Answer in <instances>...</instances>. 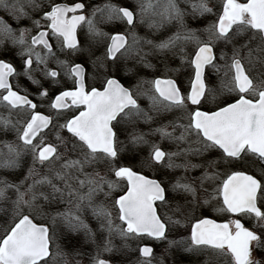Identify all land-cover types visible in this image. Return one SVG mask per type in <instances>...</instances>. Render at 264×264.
Here are the masks:
<instances>
[{
  "label": "snow or ice",
  "instance_id": "6c2138e0",
  "mask_svg": "<svg viewBox=\"0 0 264 264\" xmlns=\"http://www.w3.org/2000/svg\"><path fill=\"white\" fill-rule=\"evenodd\" d=\"M185 2L194 17L215 15L216 20L203 30L188 27L184 20L188 13L181 8V0H134L130 5L104 0L94 6L82 0L71 4L51 0L47 6L27 0L29 7L42 13L43 24L41 20L32 21L35 35L29 29H13L0 18V48L8 51L5 45L10 42L13 48H19L23 62V70L17 72L12 63L0 59V107L8 112V116H0V133L14 132L21 142H3L7 153L0 151V169L19 168L25 154L32 159L28 175L18 183L0 178V205H7L0 207V213L10 216V223L0 235V264H55L61 257L64 264H69L63 249L72 245L79 233L96 245L91 264H114L101 254L120 252L114 243L117 237L122 248L129 247V240L167 239V224L178 225L181 221L172 217L165 220L158 214V207L167 206L177 195L183 204L177 203L175 212L191 217L195 223L190 224L187 238L169 240L170 248L182 247L192 254L212 251L229 257L231 264H264V178L257 179L246 171L259 167L264 173V0H224L222 12L214 11L210 0ZM0 8L17 21L27 15L20 0H0ZM115 22L124 24L127 31L109 34L99 27ZM173 23L179 26L177 30L159 43L135 32L138 24L159 31ZM81 26L87 27L90 37L105 41L103 59L111 65L105 69L100 87L89 89L84 64L71 59L84 51L77 35ZM52 38L57 42L55 46L49 42ZM144 45L166 59L171 53L181 65L192 69L188 91L182 92L171 78L145 81L139 77L135 64L152 67L146 61L151 52H145ZM188 45H194L191 52L185 51ZM224 49H229L231 55ZM58 52L66 59L60 60ZM122 58L135 64L122 66ZM50 60H56L64 76L73 81L70 90H62L51 99L50 109L56 117L78 110V114L56 125L70 134L64 141L57 132L63 152L58 145L45 143L41 135L53 124V116L36 111L38 105L29 94L25 91L21 95L9 81L10 77L24 76L43 88L33 75L40 72L55 83L60 73L49 68ZM93 66H97L96 61ZM248 66L256 68L255 76ZM99 67L104 68V64L101 62ZM221 68L226 69L224 76L228 79H221L217 90L209 86L206 70L219 73ZM120 71L135 77V83L125 86L114 78L113 72ZM170 71L178 72L180 68ZM145 84L150 85L147 90ZM225 93H235L236 98L217 102L218 96ZM40 95L47 97V90ZM140 96L150 101L148 110L138 103ZM209 102L215 104V110H202ZM13 112H27L28 118L14 121ZM150 112L176 114L167 124L153 129L175 144L176 150L166 152L153 144L142 163L173 171L182 168L185 175L170 176L167 181L150 179L120 163L124 148L117 126L121 122L132 126L139 121L151 123L155 117ZM128 139L133 146L147 143L145 134L136 131L129 132ZM193 156L202 157V162L193 164L189 159ZM181 157L183 163H176ZM36 164L47 166L48 174L41 175ZM197 168L202 169L200 176L186 175ZM221 168L228 171L221 173ZM63 205L68 207L61 210ZM213 211L254 219L257 227L249 229L239 218L218 223L207 215ZM88 213L99 223L98 232L84 219ZM37 216L43 222H34ZM58 222L60 232L55 231ZM138 252L144 258L141 264H152L151 247H139ZM72 254L83 253L73 246ZM75 264L81 261L75 260Z\"/></svg>",
  "mask_w": 264,
  "mask_h": 264
},
{
  "label": "flooded vegetation",
  "instance_id": "af4514ba",
  "mask_svg": "<svg viewBox=\"0 0 264 264\" xmlns=\"http://www.w3.org/2000/svg\"><path fill=\"white\" fill-rule=\"evenodd\" d=\"M25 0H20V3L24 6V11L27 13L26 16H22L18 21L14 19L7 11L0 8V11H3L2 14H0V17L7 18L9 20V25L13 29H27V27H32L30 34L35 35L37 33V29L34 27L32 21L33 20H41L42 13L39 11L33 10L31 7L28 6L27 2H24ZM246 0H239V2H245ZM61 2L69 3L71 4L73 0H61ZM224 2V0H223ZM223 5V3H222ZM219 10L222 12L221 8H214L215 10ZM88 9H86L87 11ZM4 16V17H3ZM207 16H213L212 23L216 20L215 15H206L203 17L199 16V29L203 30L206 26V23L209 22V18ZM41 23L43 24V21L41 20ZM120 23V22H118ZM115 24H100L99 27L109 33V34H115L116 32L125 33L124 30L125 25L120 23V26L117 30H114L111 32L110 27H112ZM44 30V29H41ZM78 39L81 42V46L84 49L82 53H78L75 56H72L71 59L77 63H83L86 70H87V78H86V86L90 89L91 87H100L101 82L104 80L106 71L105 69L108 68L111 65L110 61H106L103 59L104 52H105V41L100 38H92L87 33V27L81 26L77 30ZM201 38H206L204 35H201ZM54 46L57 44L56 40L54 38L50 39L49 41ZM5 48L8 49V51H5L4 48H0V59L5 60L6 62H10L13 64V66L16 68L17 72H21L23 70V62L22 58L18 55L19 48H13L10 42H7L5 45ZM37 50H40L39 46H37ZM229 56L231 53H228ZM58 57L60 60L66 59V57L63 54H60L58 52ZM97 58H100L99 60ZM131 59L125 61L123 58L120 60V64L123 66L124 64H127V66L130 65L129 61ZM93 61L97 62V66H93ZM104 64V68L99 67L100 63ZM218 64L222 65L223 62L217 61ZM132 67V66H131ZM183 70L176 73V74H170L168 76H156L153 78H160V79H166L171 78L176 80L178 86L181 88L182 92H186L189 90V84H190V76L193 74L192 69L189 68L186 64L182 65ZM259 67V66H257ZM49 68L52 70H56L60 73V76L57 78V81L53 83L49 79H45L40 72H35L33 75L37 80H39L43 84V88H40L38 85L33 84L32 81L27 79V77L24 76H14L10 77L9 81L11 84L14 85V90H17L20 92L21 95L25 94V91L29 94V99L33 101V103H36L38 105V108L36 111L40 112L44 115H51L53 116V124L49 125L48 128L44 129L41 135L43 136L44 142L53 144L54 146H59V150L61 152L64 151V145L63 142L58 141L56 139L57 132H59V135L64 138V141L68 140V137L70 136L69 133H67L65 130H59L56 125L63 124L66 119L71 118L72 115L78 114V110H71L66 111L62 116L56 117L55 111L50 109V101L51 99H54L55 95L59 94L62 90H70L73 87V81L67 77L64 76L63 70L58 68L56 60H50L49 61ZM253 71L249 70L250 73L256 72V68H252ZM226 69L221 68V71L219 73H216L212 69H207V75L209 77V86L216 88L217 90L220 89L221 86V79L227 80L228 77L224 76V72ZM255 76L254 74H252ZM114 78L118 79L122 84L125 86H129L130 84H134L136 78L132 77L130 74H125L124 71L120 72H113ZM44 90H47L48 96L42 97L40 95L41 92ZM236 98V94L232 93L231 95L225 93L224 95H219L217 102L223 101L225 99H228L229 102H232ZM138 103L141 105L142 108L145 110L149 109L150 101L148 100L147 96H140L138 98ZM195 107V106H193ZM213 109L215 110V104L212 102L203 104L202 110H209ZM80 110H83L81 107ZM26 113L25 118H28V113ZM150 115H153L155 119L151 123H144L143 121H139L135 124V126L126 124L124 122H121L120 125H118V134L120 141L123 142V148L124 151L121 152V160L120 163L123 165L132 166L133 169L137 172H140V174L147 176L150 179H163L167 181L170 176H183L185 175L184 170L176 169V170H170L162 166H156V167H148L145 166L142 162L145 160V158L149 155V153L152 151V145H158L161 147L162 150L167 151H175L176 145L171 143L168 140H164L160 137L158 133H155L153 129L159 127L162 123L167 124L169 120L174 119L175 113H164L162 115H156L155 113H151ZM171 130V129H169ZM136 131L139 133L145 134V140L147 143L140 144L138 146H133L128 139V133ZM15 135V133H12ZM178 134V133H177ZM39 139V138H38ZM21 143V142H20ZM27 157H30V162H32L31 156L26 155ZM193 164H200L203 160L202 157H190L189 158ZM176 163H183V158H177ZM41 166V165H40ZM28 162H27V169H28ZM44 168V166L42 167ZM40 169V168H39ZM221 173L228 171V169L221 168L219 169ZM246 171L249 174L254 175L257 179H262V175L264 176V173L261 172V169L259 167H249L246 169ZM41 174V172L39 171ZM202 173V169L197 168L193 169L190 172H188L186 175L189 177H195L200 176ZM226 178L225 176H221L220 179ZM30 183V182H29ZM122 194V193H120ZM115 195V194H114ZM177 203L183 204V199L180 195H177L176 200H170L169 204L167 206L158 207V214L167 220V217H172L173 220L180 219V224H167V239L164 240H155L152 238H145L143 240H129L128 241V248H122V241L117 237L114 240L117 241V246L120 248L119 256L121 258L128 259L129 257H134L137 259H141L143 257L140 256L138 252V248L142 247L143 245H149L153 249V253L157 252L159 248H166V247H159L163 244L164 241L169 240H179L182 237L187 238L190 235L189 228L190 224L195 223V220L191 217H181L178 213L175 212ZM159 205V202H157ZM66 206V205H64ZM63 207V206H61ZM197 215V213L192 214ZM207 215L215 219L218 223L227 222L228 220L239 218L241 222L245 225V227H248L249 229H253L257 227V224L254 219L248 218V217H233L230 214H223V213H216V212H209ZM113 216L115 217V212L113 213ZM93 223L95 219H92ZM119 223V221H116ZM96 223H94L95 225ZM99 223L96 225L98 226ZM78 235H83V233H79ZM106 235V233H105ZM168 253L163 254L158 258L154 264H161V261H163V264H169V262H172V255H173V261L177 264H231L230 258L227 256H220L212 251L203 252L200 254H192L187 253L183 251L182 247H167L166 249ZM173 263V264H174Z\"/></svg>",
  "mask_w": 264,
  "mask_h": 264
},
{
  "label": "rangeland",
  "instance_id": "374dc122",
  "mask_svg": "<svg viewBox=\"0 0 264 264\" xmlns=\"http://www.w3.org/2000/svg\"><path fill=\"white\" fill-rule=\"evenodd\" d=\"M24 2H27V0H25ZM82 2H84L86 5L94 6L95 4L103 3L104 0H82ZM112 2L116 4H120V5H130L134 3V0H112ZM37 3H43L45 6H47L49 3H51V0H37ZM222 3H223V0H210V4L215 6L214 8H221ZM24 6H27V5H24ZM180 6L181 8L185 10L186 13H188V15H186L184 18L185 24L190 28L199 29V26H198L199 21H197V19H199V16L194 17L193 15H191V9L188 7V4L185 2V0H181ZM2 13L3 11H0V14ZM207 18H209L210 20L208 23H206L205 27H207L209 24L212 23L213 16H207ZM5 21L9 23V20L7 18H5ZM112 24H115V25L110 27L111 32L114 30H117L120 26V23L118 22H115ZM178 27H179L178 25L173 23L172 25H165L164 28L160 29L159 31H156L154 29H149L146 24L144 25L138 24L137 28L135 29V32L139 37H147L148 39L153 40L154 43H159L160 41L167 39L168 36L172 35L177 30ZM27 29L31 31L32 27L31 26L27 27ZM124 30L127 31L126 27L124 28ZM128 38L129 40H131L130 36ZM193 48H194V45H188L185 51L191 52ZM143 49L145 52H151V54L146 57V61L152 65L151 68H144L143 65L135 64L134 60L129 61L130 63L129 67L135 64V67L139 69V77L142 78L143 80L152 81L153 78L156 76H168L170 74H176L183 70L180 59L178 57H172L171 53H167V56L169 57V59H166L165 55H161L160 53H158L156 50L152 49L148 45H144ZM224 50L227 51L228 53H231L229 49H224ZM248 67H249V70L253 71L251 66H248ZM176 68H180V71L178 72L170 71V69H176ZM252 74L256 75V72H252ZM149 87H150L149 84L144 85L145 90H147ZM0 116H5V117L8 116L7 110L4 109L3 107H0ZM25 116H26L25 112H19V113L13 112L12 113V118L14 121L19 119L21 122H23L24 120H26ZM12 133L13 132L11 131H9L6 134L0 133V151L7 153V149L3 146L4 141L12 142L14 144L20 143L19 141L16 140V135H13ZM26 155H29V154H25L24 156H22L21 166L19 168L8 169L7 171L6 169H0V178H6L10 181L17 182V183L20 180H23L24 177L28 175L27 162H28V166L32 167V162H30L31 161L30 157L29 156L27 157ZM35 167L38 172L39 171L41 172V175L48 174L47 166H44V168H42V166H40L39 164H36ZM262 178H264L263 175H262ZM28 182H31V181H28ZM0 207H7V205L6 204L0 205ZM65 207H68V205L66 206L63 205V207H61V210H63V208ZM84 219L89 224V226L93 229L94 232H98L99 225L96 226L98 222L95 220L94 223L96 224L94 225L92 221V219L94 218H91L90 213L86 214ZM36 221L40 223L43 222L42 218L39 216L36 217ZM9 223H10V216L5 215L4 213H0V235L4 233V230L8 226ZM55 231L56 232L61 231V226L59 225V222L57 226L55 227ZM102 235H105V234H102ZM99 240H100V236H98V242ZM60 243H63V242L61 241ZM114 243L117 244V241L114 240ZM73 246L79 249L83 254L81 256H74L72 254ZM55 247L56 245L55 243H53L52 245L53 252H55ZM159 247H166V248L165 249L159 248L157 252L153 253L152 264H154V262H156L160 256L168 253V251L166 250L167 247H169L168 241H164L163 244L160 245ZM117 248L119 247L117 246ZM63 251L68 253L66 258L69 261V264H75V260H80L81 264H91L90 258L96 253V245L85 241L84 235L77 234L73 241V244L68 245L67 247H64ZM119 253L120 252L113 253V254L102 253L101 256L102 258L112 260L114 264H141V261L144 259V258L137 259L134 257L123 259L119 256ZM173 263L174 261H173V255H172V262L171 263L169 262V264H173ZM55 264H64V258L63 257L57 258V260L55 261ZM174 264H177V263H174Z\"/></svg>",
  "mask_w": 264,
  "mask_h": 264
},
{
  "label": "water",
  "instance_id": "95a60500",
  "mask_svg": "<svg viewBox=\"0 0 264 264\" xmlns=\"http://www.w3.org/2000/svg\"><path fill=\"white\" fill-rule=\"evenodd\" d=\"M143 246H145V245H143ZM143 246H142V247H143ZM146 246H148V245H146ZM149 247H150V246H149Z\"/></svg>",
  "mask_w": 264,
  "mask_h": 264
},
{
  "label": "trees",
  "instance_id": "16d2710c",
  "mask_svg": "<svg viewBox=\"0 0 264 264\" xmlns=\"http://www.w3.org/2000/svg\"><path fill=\"white\" fill-rule=\"evenodd\" d=\"M8 169H6V171H7Z\"/></svg>",
  "mask_w": 264,
  "mask_h": 264
}]
</instances>
